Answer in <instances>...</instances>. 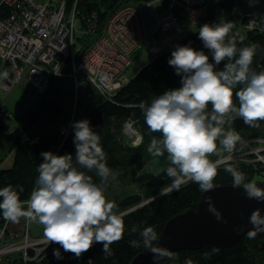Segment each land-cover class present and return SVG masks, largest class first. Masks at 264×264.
Masks as SVG:
<instances>
[{
    "label": "clouds",
    "instance_id": "9594fccd",
    "mask_svg": "<svg viewBox=\"0 0 264 264\" xmlns=\"http://www.w3.org/2000/svg\"><path fill=\"white\" fill-rule=\"evenodd\" d=\"M247 3L249 7H255L259 0H247ZM232 27L230 22L206 23L199 27V38L211 51L214 63L203 50L178 45L168 63L177 75L182 76V86L157 96L150 106L143 102L139 105L149 130L161 134L159 139L152 138L147 151L153 157L168 154L166 174L172 182L169 188L161 190V195L180 190L189 180L197 183L202 192L212 190L218 173L217 162L209 157L224 151L231 153L241 139L235 130L226 131L225 124L230 127L232 121L241 118L247 126L259 127L258 122L264 121V71L257 73L251 68L259 45L237 49L236 40L228 39ZM243 40L241 36L240 42ZM237 53L238 58L234 59ZM222 61H227L223 69L216 70ZM2 75L7 78L8 72ZM238 84L244 87L234 93ZM209 105L211 113L207 111ZM71 127L74 129L76 163L94 169L101 183H94L92 177L79 171L73 165L72 154L42 152L39 178L30 198L22 202L13 186L4 187L0 189V211L3 218L12 223H19L24 218L28 223L43 225L44 237L50 243L59 244L77 258L95 243H101L105 256H111L110 245L123 238L125 228L123 214L115 212L116 205L105 196L112 172L104 162L101 137L90 121H75ZM225 171L232 176V187H242L247 198L264 202V189L253 182H245L244 174L234 168ZM16 187L20 192L24 191L22 186ZM206 202L207 210L216 220L227 223L211 196ZM249 223L253 225L247 232L249 239L264 232V216L260 209L252 212ZM139 235L141 240H133L131 246L142 244L153 254L154 264H159V259L163 258L176 259L172 251L159 245L160 238L154 227L143 229ZM53 256L63 259L59 249L53 250ZM185 264H193L192 259H186Z\"/></svg>",
    "mask_w": 264,
    "mask_h": 264
},
{
    "label": "trees",
    "instance_id": "16d2710c",
    "mask_svg": "<svg viewBox=\"0 0 264 264\" xmlns=\"http://www.w3.org/2000/svg\"><path fill=\"white\" fill-rule=\"evenodd\" d=\"M149 1L151 0H79L77 8L83 28L88 27L87 21L93 22L96 27L94 34L97 35L94 38V43L102 34V28L117 9L124 5ZM69 5L68 10L72 6V0L69 1ZM0 8V15L4 13L5 16L6 10H4L3 6H0ZM93 16L94 18L92 19ZM204 20L207 23L214 21L217 24L230 22L233 27L230 30L228 39L234 38L236 40L237 49L251 44L259 45L251 68L257 73L264 71V30H259L258 28L249 30L245 27L243 21H247V18L241 19L236 9V0H218L210 4L208 0ZM198 30L199 28L188 33L181 46L190 45L197 51L203 50L209 56V61L214 63L211 51L204 47L203 42L199 38ZM236 33L237 35H235ZM241 36L244 37L242 43L240 42ZM84 37L86 35L77 36V45H86L83 50L90 46ZM172 52L161 54L159 52V55L154 60L143 66L129 81L124 82L122 87L113 93L112 97L109 99L104 97V101L99 106L83 117V119L89 120L93 130L99 133L101 137L100 144L105 153L104 162L111 172H124L132 164L141 163L147 156H152L147 151L148 146L153 137L159 139L161 134L153 133L149 130L145 122L144 112L139 105L143 102L146 106H150L157 96L162 95L169 89H176L182 86V76L177 75L175 68L168 63ZM236 58H238V53L234 59ZM226 62L222 61L220 65L216 66V70L223 69ZM67 67H70V64ZM60 83V78L54 77L51 79L50 88H55ZM243 87L244 85L241 84L236 85L234 93ZM234 101L239 106L235 95ZM207 111L211 113V105H209ZM64 114V107L58 101H52L47 104L43 111L32 112L27 118V125H19L12 132L9 131V122L11 120L8 112L5 107L0 109V117L4 120L0 126L9 132L6 139V144L8 145L6 152L8 154L14 153L10 163L3 162L5 158L0 159V189L11 185L18 192L21 201H27L39 178L38 165L43 162L40 154L47 151L57 155L72 154L73 165L79 171L92 177L94 183H101V178L94 169L89 170L76 163L74 129L66 141L62 139L59 132L38 139L29 136L30 126L41 116L47 115L51 122L56 123L59 122L60 117ZM127 122H134V125L140 130L144 140L141 146H132L127 140L124 131ZM258 123L259 127H249L244 123L243 119L238 118L231 122L230 127L227 123L224 127L226 131L235 130L245 138L264 139V121ZM217 143L219 148V142ZM167 157V152L163 156L155 157L163 166V169L154 178L145 183L143 196L131 194L125 196L119 202L117 200H108L116 205L114 211L118 214L125 210L128 211V213L123 215L125 225L123 238L110 245L113 253L111 256H105L101 243H95L89 251L83 253L79 258L75 257L73 253L64 251L59 244L52 243L44 250L45 254L37 264H129L137 254L146 251L147 249L142 244H138L136 247L131 246L133 240H141L139 233L147 227H154V230L159 235L170 218L188 208L195 207L202 194L199 185L191 181L182 185L180 190H172L168 195H161L155 200H149L139 206L144 199H151L159 194L162 189L171 186V178L166 174V169L169 166ZM259 162L257 161L255 164L259 165L262 170H256L253 165L241 162L218 166V174L213 184L233 183L231 174L225 171L229 167L243 173L246 178L245 182H253L256 175L264 173V167ZM17 185L22 186L24 191L20 192L19 188L16 187ZM110 191L111 188L107 185L105 196ZM0 201H2V198H0ZM40 226L44 230V226ZM237 229L240 231L241 226H238ZM55 249L60 250L63 259H56L53 256V250ZM173 253L176 255V259H159V264H185L188 258L192 259L193 264H264V232H258L254 239H249L246 234L234 245L230 252L224 254L214 248L207 247L199 250L183 249ZM12 264L22 263L21 261H14ZM145 264H154V257Z\"/></svg>",
    "mask_w": 264,
    "mask_h": 264
},
{
    "label": "built area",
    "instance_id": "2783aa9c",
    "mask_svg": "<svg viewBox=\"0 0 264 264\" xmlns=\"http://www.w3.org/2000/svg\"><path fill=\"white\" fill-rule=\"evenodd\" d=\"M8 1L0 0V6L7 12L5 16L4 13L0 15V91L12 92L27 80L31 85V96L38 98L49 90L52 78L71 77L76 81L83 74L109 99L122 87L123 74L132 65V55L138 47L144 46L156 54L162 50L163 41L144 36L140 16L149 8L148 2L117 9L102 28L100 37L83 50L75 41L77 22L80 21L79 0H72L70 10V0ZM168 1L173 5L179 3L180 13L188 23L197 27L207 23L204 19L208 0ZM179 17L165 15L158 20L157 30L171 31L179 26ZM240 17L242 20L247 18L243 21L247 29L264 30V17L262 20L258 15ZM87 23L84 33L95 32L94 23ZM181 32L178 30L176 35ZM5 71L8 72L7 78L2 75ZM129 124L127 122L126 126H131ZM59 130L65 139L68 128L62 125ZM2 229L5 226L0 224V231Z\"/></svg>",
    "mask_w": 264,
    "mask_h": 264
},
{
    "label": "rangeland",
    "instance_id": "374dc122",
    "mask_svg": "<svg viewBox=\"0 0 264 264\" xmlns=\"http://www.w3.org/2000/svg\"><path fill=\"white\" fill-rule=\"evenodd\" d=\"M3 1H6V0H3ZM215 1H218V0H209V4L214 3ZM155 2H160L162 6L165 7L166 11L168 12L167 14H174L176 16L180 15L179 26L172 28V30L176 31L175 35L178 33V30L180 29L182 30V32L176 35L178 39L174 35L170 37L166 36V37L160 38L158 33L163 34L165 32H168V31H163L162 29L157 30L158 20L162 19V17H164L165 15L160 18L156 17L155 19L152 16L151 21L149 23L151 24V27H153V24L155 25V27L154 29H152L151 35L148 38L150 40L155 38L159 42L163 41V44H164V41L170 42V41L176 40V46L178 45L181 46L185 36L187 35L183 32L185 30V25H188L191 30H195L199 27L188 23L186 19L182 17L180 13V8L178 6L179 5L178 2L174 3L173 5L172 3H169L168 0H151L148 2L150 3L151 6H149V8L147 7L142 12L149 10ZM7 3H9L8 0H7ZM5 7H8V6L5 5ZM77 27H78V31H77L78 34L76 33L75 41L78 42L77 36L86 35L84 39L89 45H91L93 41L95 40L94 38L96 37L97 34H94L95 32L84 33V28L79 20L77 22ZM78 46L81 49H83L85 48L86 45H82V46L78 45ZM146 50L149 53L156 55V53L151 52L148 48H146ZM133 64L134 63H132V65L129 68H132L134 66ZM129 71L123 74L124 82L125 80L129 78V76H127ZM131 73L132 72H130V75ZM68 78L63 77L62 79L61 84L64 87L66 86V82ZM117 79L119 78L117 77ZM58 90L59 88H56V89L49 88V90L45 93L46 96H44L45 94H42V95H39L38 98H33L31 94L28 93V91H31V85L27 80H25L22 83V86L19 87L17 90H15L14 92L4 93L3 96L1 94L0 98L2 100H5L7 98L5 104L7 106V109L11 110L14 113L15 118L12 119V123L15 124L17 122L22 121V118L23 116L25 117L26 112L36 110V108H37V112L38 111L41 112L46 107L45 105L47 104V102H50L52 100L53 101L59 100L60 93H58ZM42 96H44V98ZM42 101H45V103H43L42 106L40 104L38 106L36 105V102L41 103ZM24 121L18 124V126L19 125L24 126L25 124ZM3 122L4 120L0 117V124H2ZM72 123L73 121L69 122L67 125L65 124V126L69 130L68 136L73 130V128L71 127ZM130 123H131L129 124L131 125L130 130L133 132V134L128 133V131L125 132L127 140L130 142L132 146H136V145L141 146V144H143V141H144L143 136L140 130L137 128V126L134 125V122H130ZM53 124L58 125L60 123L54 122ZM26 125H27V120H26ZM59 127L60 126H58L56 132L60 131ZM39 129L40 128H38L37 130ZM125 129L126 127L124 128V130ZM8 133L9 132H7L6 129H3L0 126V145H4V142L6 143ZM37 133H39V131H37ZM239 136L241 137V139L237 143L236 147L231 153L224 151V152H221L220 155L212 154L209 157V159L213 162H217V167L225 166V165H232V164L241 162V163H247V164L253 165L256 170H262V168L259 165H256L255 163L257 161H260L259 163H261L262 166L264 167V139L263 138H245L244 136H241V135ZM67 137H65V141ZM62 139H63V136H62ZM162 169H163V166H161V164L158 162V160L155 157L147 156L143 162L132 164L124 172H118V173L112 172V176L109 177V180L107 182V185H109V188H111V191L110 193L106 194V198L111 201L117 200V202H119L120 200H122V198H124L127 195L140 194L143 196L145 183L148 180L154 178L160 171H162ZM255 181L264 182V173L256 175L253 180V183ZM188 182H191V180L187 181L186 183ZM160 193L154 197L157 198L161 196ZM154 197H152L151 199H144L141 202V204H139V206L142 205L143 203L148 202L149 200H152ZM24 206L25 208H27L26 204ZM0 213H1L0 224L5 226V229H2V231H0V242H1L0 243V264H12V262L14 261H21L22 264L39 263L41 257L45 254L44 250L48 247V245H50V242L43 236L42 227L38 223L26 222L24 218H21L19 223H12L10 221L5 220L3 218L2 212ZM120 213L124 215L128 213V211L125 210V211L119 212V214Z\"/></svg>",
    "mask_w": 264,
    "mask_h": 264
},
{
    "label": "water",
    "instance_id": "95a60500",
    "mask_svg": "<svg viewBox=\"0 0 264 264\" xmlns=\"http://www.w3.org/2000/svg\"><path fill=\"white\" fill-rule=\"evenodd\" d=\"M236 9L242 16L258 15L264 17V0H259L255 7H249L247 0H236ZM264 189V183L254 182ZM213 198L216 208L222 213L227 223L218 222L208 209L207 197ZM256 209L264 216V202L249 199L245 190L232 187V183L214 185L212 190L202 192L195 207H191L170 218L158 235L159 245L172 252L183 249L199 250L214 248L221 253L230 252L253 225L249 217ZM241 226V230L237 229ZM153 257L148 250L137 254L129 264H145Z\"/></svg>",
    "mask_w": 264,
    "mask_h": 264
},
{
    "label": "crops",
    "instance_id": "0c3cea01",
    "mask_svg": "<svg viewBox=\"0 0 264 264\" xmlns=\"http://www.w3.org/2000/svg\"><path fill=\"white\" fill-rule=\"evenodd\" d=\"M149 10L142 12L140 16L145 38H148L151 35V31L155 27L154 24H153V27H151V24L149 23L151 21L152 16L155 19L156 17L160 18L168 13L165 7H163L160 2H155ZM191 31L192 30L190 29V27L188 25H185V30L183 32L185 34H188ZM175 33L176 31L171 30L163 34L158 33V35L160 36V38H162L166 36L170 37L172 35H175ZM176 38L178 39V37ZM176 47H177L176 40L170 41V42L168 41L164 42L162 46V50L159 54L175 50ZM159 54L154 55V54L149 53L144 46L138 47L133 52L132 63H134L133 64L134 66L127 70V71L130 70L129 73L127 74L129 78L125 80V82L129 81L132 77H134L143 66H145L147 63L154 60ZM130 72H132L131 75H130ZM76 81L78 83L77 86H76ZM76 81L73 78L69 77L66 82L65 87L61 83L57 84L55 87V89L59 88L58 93H60V98L57 101L65 109V114L61 116L59 119L60 124L57 125V124L51 123L47 115L46 117L41 116L40 118H38V120L35 121L34 124L31 125V128L28 132L31 138L38 139L40 137H45L47 135L55 133L58 126L65 125V124L67 125L69 122H72V121L75 122V121L82 120L84 116H86L91 110L99 106L104 101L105 98L102 92L91 81H89L83 74L79 75ZM21 86L22 84L18 86L17 88H15L12 92L17 90ZM4 93H8V92L4 90L0 91V95L2 94L3 96ZM28 93L32 95V90L28 91ZM44 96H46V94ZM44 96L42 97L44 98ZM6 99L2 100L0 98V109L5 107V110L9 114V118L11 120L9 122V127H10L9 131H13V129L17 128L18 124H20L24 120H25L24 125H26V120L29 114H31L32 112L36 113L37 111V108H36V110L26 112L25 113L26 115L25 117L23 116L21 122H17L13 124L12 119L15 118V115L11 110L7 109V106L5 104ZM50 102H47V104ZM43 103H45V101H42L41 103L36 102V105L38 106L40 104L42 106ZM47 104L45 106H47ZM38 128L40 129L37 130ZM37 131H39V133H37ZM6 149H8V145L4 142V145H0V155H1L0 159L5 158L3 162L10 163L12 162V159L14 157V153L12 152L8 154L6 152Z\"/></svg>",
    "mask_w": 264,
    "mask_h": 264
},
{
    "label": "bare ground",
    "instance_id": "6f19581e",
    "mask_svg": "<svg viewBox=\"0 0 264 264\" xmlns=\"http://www.w3.org/2000/svg\"><path fill=\"white\" fill-rule=\"evenodd\" d=\"M128 131V133L133 134V132L130 130V126H126V132Z\"/></svg>",
    "mask_w": 264,
    "mask_h": 264
}]
</instances>
